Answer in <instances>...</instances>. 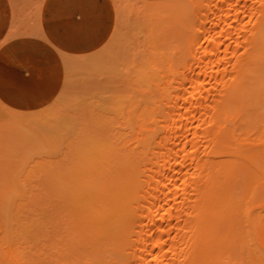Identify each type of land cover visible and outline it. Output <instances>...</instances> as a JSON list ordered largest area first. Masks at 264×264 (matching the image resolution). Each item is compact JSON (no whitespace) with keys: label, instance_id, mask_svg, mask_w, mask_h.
<instances>
[{"label":"bare ground","instance_id":"bare-ground-1","mask_svg":"<svg viewBox=\"0 0 264 264\" xmlns=\"http://www.w3.org/2000/svg\"><path fill=\"white\" fill-rule=\"evenodd\" d=\"M111 2L117 14L128 7L125 0ZM136 2L135 13L127 11L134 24L128 14L118 15L104 42L115 61L136 64L134 92L125 96L128 100L115 92L117 105L130 104V111L122 112L130 117L113 116L119 120L113 128L109 115L100 117L107 109H96L98 123L86 112L93 116L87 121L97 125L91 130L95 134L84 139L73 133L76 141H66L67 153L60 152L65 157L30 165L43 177L35 183L29 171L21 179L32 188L27 190L40 191L28 193L37 197L32 203H18L20 214L1 213L6 197L17 191L12 176L17 166L6 163L28 166L31 161L25 163L22 154L32 142L15 130L17 120L11 128L22 141L13 139L24 148L10 147L7 155L3 142L16 134L0 139V264H264V0ZM119 21L132 26L122 31L133 32L130 36L119 38L122 26L114 28ZM115 39L119 44L112 49ZM140 58L145 65L137 69ZM96 70L107 84L121 87L123 78L131 83L123 74ZM113 77L117 83L110 82ZM98 81L90 86L101 90L91 99L116 88L105 82L108 89H103ZM134 97L139 101L132 102ZM40 181L46 187L36 185ZM36 205L48 213L40 218L45 227L33 218ZM8 220L16 227L11 233Z\"/></svg>","mask_w":264,"mask_h":264},{"label":"rangeland","instance_id":"rangeland-1","mask_svg":"<svg viewBox=\"0 0 264 264\" xmlns=\"http://www.w3.org/2000/svg\"><path fill=\"white\" fill-rule=\"evenodd\" d=\"M42 1L43 0H40L39 1V3H38V9L40 10V7H41V5H42ZM118 1H120V0H118ZM127 1H129V0H127ZM126 0H125V5H127L128 7L127 8H125L126 9V11L125 10H123L124 8H122L121 6V14H120V12H119V14H117L116 13V9H115V6H114V4L112 5V7H113V11H114V14H115V16H114V26L116 25V27H117V21L119 20L118 19V17L120 16L121 18L122 17H125V16H127L126 14H128V16L127 17H129V24L131 25V24H134V22H135V20H133L132 18L134 17V16H130V15H134V14H132V13H135V12H132V11H135V5L136 6H138L137 4H139L138 2H136V0H131V1H134V2H136L135 4H132V5H134V6H132L131 5V1H129V2H127ZM138 1V0H137ZM143 1H145V0H143ZM110 2H111V0H110ZM127 3H129L130 5H131V7H129V5L127 4ZM133 3V2H132ZM111 4H112V2H111ZM119 5H121V2H120V4ZM122 5H123V3H122ZM124 5V6H125ZM140 7H141V5H139ZM133 7H135V8H133ZM140 7H137V8H140ZM129 9V10H128ZM137 11H138V9H136ZM125 11V12H124ZM127 11H129V12H132V13H128ZM122 12H124V14L125 15H123V16H121L123 13ZM130 14V15H129ZM119 15V16H118ZM135 18H138V17H136L135 16ZM115 19H116V21H115ZM121 20V19H120ZM125 20H127V18H125ZM139 20H141V19H139ZM143 20H144V18H143ZM127 22L128 21H126V23L125 24H127ZM144 22V21H143ZM119 23H120V25H119V28H116V27H114L115 29H120V26H122L123 25V23H124V21H122V23H121V21H119ZM139 22H137L136 24L137 25H139L138 24ZM124 24V25H125ZM129 24L128 25H125L124 27L122 26V30H117V32L118 33H121V35L119 36V38L120 37H122V38H125V37H128V36H130V33H133V32H130L129 33V31H131V30H129L130 28H132V26L130 27L129 26ZM144 26H145V24H143ZM141 26V25H140ZM130 27V28H129ZM146 27V26H145ZM144 27V28H145ZM123 28H125V31L126 30H129V31H127L126 33H128V35H126V33H122V31H124L123 30ZM127 28V29H126ZM133 28H135V27H133ZM137 28H139V26H137ZM144 28H142V29H144ZM139 30H141V29H139ZM124 31V32H125ZM138 32H140V31H138ZM145 32V31H144ZM118 33H117V35H118ZM136 33V32H135ZM115 34H116V31H115ZM143 33H141V35H142ZM117 35H114L115 36V38L117 39ZM122 35H124V36H122ZM141 35H139L138 36V38H137V41H140L141 43H142V39H141ZM146 36V35H145ZM132 37H133V35H132ZM137 37V36H136ZM143 37H144V35H143ZM145 38V37H144ZM116 39L114 40V41H116ZM129 39H131V37L129 38ZM136 39V38H135ZM135 39H131L132 41L133 40H135ZM113 40V39H112ZM121 40V39H120ZM120 40H118V41H120ZM114 41H111V42H114ZM136 41V42H137ZM117 42V41H116ZM141 43H138L139 45H141ZM114 44V45H113ZM119 44V42H117V43H112L110 46H112V49H114V46L115 45H118ZM104 45L105 44H103L99 49H97V50H95V51H93V52H90V53H87V54H81V55H76V56H73V57H67V56H61L60 57V64H61V66H62V69H61V73H62V76H61V84H60V88L58 89V92L55 94V96H54V98H52L51 100H49V101H46V102H38V103H36L35 105H38L39 104V106H37V107H35V108H16V107H14V106H12V105H10V104H8L7 102H4L3 100H1L0 99V126L1 125H3V124H5L6 125V127H5V125H3L4 126V128L3 129H1L2 127H0V139H7V138H5L4 136H6V135H3V134H7L8 136L10 135V134H12V135H14V134H16V133H14L13 132V128H11L12 126L13 127H17V129H15V130H19V131H17V132H19L20 134H22V135H24L26 138H28L31 142H32V144H30L31 142H29V144L31 145V147H30V145H29V148H24L23 146H21L20 145V143H16V141H18V140H14V139H16V137L15 136H19V137H17L19 140L21 139L20 137V135H18L19 133H17L16 135H14V137H12V136H10L13 140H11V138H8L7 139V141H10V143H7V141H4V140H0V142L2 141H4L3 143H4V145L1 143V145H3L4 147L2 148L3 149V151H4V149L6 148V153H7V155H10V154H12V152H10V154H8L9 152L8 151H10V147H15V148H24V149H26L25 151H24V153L22 154V156H25L24 157V160H25V163L27 162V163H29L30 161V163L28 164V166H26L25 165V167L23 168V164H24V162H22V161H14L15 163H13V162H11L10 160V158H9V156H6V158L11 162V163H6V164H9V165H7V166H10L11 164H12V166H17V167H13L14 168V174L16 175H12L14 178V182H15V184H14V186H15V188H16V192L14 191V192H11L7 197H6V199H5V201H4V203L6 204L3 208L1 207V209H3L2 211H1V213H3V214H5V212L6 211H10V213H9V215H12V213H16V208L19 206L18 205V203L20 202V201H23V202H25V203H29L30 202V199H35V198H37L35 195V198H30V197H28L29 196V194L28 193H30V191H37V192H39L40 191V189L37 187V186H35L34 184L35 183H37L42 177H40V178H38V175H40V173H38L37 172V170H35V172L34 171H31L32 169H34V167H36V166H38L37 164L38 163H40L39 162V160L40 161H43L42 159H49L48 157H50V159L49 160H53L54 162H55V160L56 161H58L57 159H59L60 157L62 158V157H65V155L64 154H62V153H60V152H63L64 150H67V149H64V145L67 143L68 144V142H71V143H74V142H72V141H76V136H81V137H86V138H84V139H87L89 136H92V135H94L95 134V132L94 133H92V131L93 130H95L94 129V127L95 126H97V125H92L93 123H91L90 124V122H94V123H98L99 121V118L97 119V117L100 115V114H98V110H96V109H99V111H101V109H100V107L102 108V110L104 109V110H106L107 109V111H101V112H99V113H101L102 115H100V117H102V116H104V117H106L107 115H109V117H107V118H110L111 119V122H113V124H112V127L114 128V125L115 126H117V125H119V124H116L120 119H123V117L125 116V114H123V113H126V111H128V109H129V111H130V108L128 107L129 105H128V101H124L125 103H124V105H123V103L122 104H120V103H118L119 105H121V106H119V105H117V101L119 100L118 99V97H115V96H117V94H119L120 96H122V98H124V99H126L125 98V96L126 97H128V96H130V92H134V90L132 89V86H131V84H134V82H132V79L135 77V75H132V71H134L135 69H133L132 70V68H134L133 66L134 65H136V64H133L132 65V67H129V66H126V67H128V68H126L124 65L126 64L127 65V63L125 62V64H121V63H118V61L116 60L115 61V56L114 55H112V56H110L109 54H111L110 52L111 51H109V52H106V50H104ZM107 48V47H106ZM111 49V50H112ZM114 51V50H113ZM109 53V54H108ZM109 56V57H105V56ZM141 59V58H140ZM141 61H143V62H141V63H143V64H141V63H139V62H137L138 64H140V65H142V66H140V68H138V66H136L137 67V69H141V68H144V66L143 65H145V63H144V60L143 59H141ZM121 62V61H120ZM137 64V65H138ZM96 69H100L101 71H108L109 70V72L111 71V72H116V74H118V76H120L121 75V78H123V76H125V77H129V78H127V80L129 79V80H131V83H130V85L128 86L127 84H124V83H126V82H128L129 83V81H125L126 80V78H123L124 79V81H119V85L121 86V87H124V86H127V87H124L123 89H121V87H119L117 84L116 85H114V86H116V88H114V89H112V91L111 92H107L106 90V92H104L105 94L104 95H107V93L108 94H110V95H113V94H115V92H117V94H115V95H113L114 97L112 98V96H110V95H108V96H102V94H100V95H96V97H94V98H89V97H92V96H94L97 92H99V91H97V90H101V89H98L97 88V90H96V88H92V87H94V86H90V85H92L93 83V81H97V80H99L98 82H101V84H99V85H102V88L103 89H105V88H107V87H109V89H111V86H113L112 84H107L109 81H107L106 82V80L104 81V77H98V74H94V73H96L97 72V70ZM126 70H128V71H126ZM142 70H144V69H142ZM96 71V72H95ZM101 71H98L99 73H101ZM144 71H136V73H143ZM103 73H105V75H106V72H103ZM102 73V74H103ZM113 73V74H114ZM127 73V74H126ZM120 74V75H119ZM122 74H123V76H122ZM135 74V73H134ZM96 75V76H95ZM109 75H111L110 73H109ZM100 76H103V75H100ZM107 76V75H106ZM117 76V77H118ZM109 77V76H108ZM107 77V79L109 80V78ZM114 77H116V76H114ZM114 77H113V79H114ZM121 78H119L118 80H120ZM136 78V77H135ZM112 79V78H111ZM117 80V81H118ZM122 80V79H121ZM116 80L114 79L113 81H110V82H114V83H117V82H115ZM87 82H89V83H87ZM105 82H106V85H108L107 87L104 85L105 84ZM124 82V83H123ZM121 83H123V86L121 85ZM88 84V85H87ZM95 85H98V83H95ZM140 84H138V86H139ZM89 86L91 87V88H89ZM131 86V87H130ZM137 86V85H136ZM97 87V86H96ZM99 88H101V86L99 87ZM126 88V89H125ZM108 89V88H107ZM122 90H126V91H128V92H125L123 95H121V93L122 92H124V91H122ZM132 90V91H131ZM104 91V90H103ZM114 92V93H113ZM121 92V93H120ZM112 93V94H111ZM118 95V96H119ZM109 97V98H108ZM91 99V100H89V99ZM129 98V97H128ZM86 99H88L89 101H87V103L86 102H83L84 100H86ZM124 99H122V100H124ZM134 99L135 100H138L139 101V99H136V97H134V98H132V102H134ZM93 100H95V101H97V102H90V101H93ZM126 100H128V99H126ZM101 102H103V104H99V103H101ZM119 102H122V101H119ZM42 103V104H41ZM82 103V104H81ZM84 103H86L87 105H88V103H91V104H89V105H91L92 106V104H94V103H96V105L94 104V106L93 107H97V108H94V109H90L89 107L87 108V106L85 107V108H87L86 110H84V111H81V109L83 108V109H85L84 107H82V105L84 104ZM135 103L138 105L139 104V102H137V101H135ZM86 104H84V105H86ZM107 104L110 106V107H107ZM135 104V105H136ZM80 105H81V107H80ZM98 105H100V106H98ZM112 105H114V107H115V109L113 108L112 109ZM135 105H133L132 107H134ZM90 106V107H91ZM122 106H123V108H122ZM131 107V109H134V108H132ZM81 108V109H80ZM79 109H80V111H79ZM78 110V111H77ZM93 110H95V111H93ZM111 110V112H108V111H110ZM115 110V111H114ZM125 110V111H124ZM92 112L91 114H93V116H91V115H87V113H90V112ZM117 111V112H116ZM119 111V112H118ZM81 112H84V113H81ZM87 112V113H86ZM97 114H96V113ZM106 112L108 113V114H106ZM123 112V113H122ZM132 112V111H131ZM137 112L139 113L140 111H136V112H134V114L135 115H137ZM95 113V114H94ZM103 113H105V114H103ZM120 113H121V115L123 114V117L120 115ZM115 114H119V115H115ZM128 114V113H127ZM134 115V116H135ZM81 116L83 117L82 119H79V118H81ZM84 116H87V119H85L86 121L84 122V118H86V117H84ZM113 116H115V117H120V118H116V119H119V120H117V122L115 121V119H113V118H115V117H113ZM91 117H93V118H95V119H93L94 121H92V119H90V122L89 121H87L89 118H91ZM128 117H130L129 115H126V117H124V119L125 118H128ZM103 118V117H102ZM101 119V118H100ZM104 119V118H103ZM19 121L20 122V124L19 125H17V126H15V124H14V122L15 121ZM108 120V119H107ZM80 121V122H79ZM115 121V122H114ZM87 122V123H86ZM103 122V121H102ZM82 123V124H81ZM8 124H12V125H10V126H8ZM85 124H86V126L88 125V127H86L85 126ZM99 124H101V122L99 123ZM98 124V125H99ZM81 125H84L83 127H80ZM102 125V124H101ZM103 125H105V122H104V124ZM102 125V126H103ZM8 126V127H7ZM91 126H93V127H91ZM107 126H109V125H105V127H107ZM111 126V125H110ZM109 126V127H110ZM101 127V126H100ZM104 127V126H103ZM80 128V129H79ZM89 129V131H86L85 129ZM108 128V127H107ZM7 129V130H6ZM13 129V130H12ZM93 129V130H92ZM111 129V128H110ZM2 130H3V132H2ZM11 130V131H10ZM14 130V131H15ZM92 130V131H91ZM6 131V132H5ZM81 133H80V132ZM90 131H91V133H90ZM10 132V133H9ZM12 132V133H11ZM88 132V133H87ZM100 131H98V133H99ZM73 133H75L76 134V136H74V134ZM79 133V134H78ZM98 133H96V134H98ZM84 134V136H82ZM2 135V136H1ZM26 135H28V136H26ZM8 136H6V137H8ZM70 136V137H69ZM73 136V138H71ZM25 137H22V139L24 138L25 139ZM34 139V140H33ZM40 140V141H36V140ZM66 139H68V140H66ZM65 140V141H64ZM20 141H22V140H20ZM25 141H28V140H25ZM34 141H36L35 143H34ZM66 141H68V142H66ZM85 141H87V140H85ZM90 140H88L87 142H89ZM11 142H15L14 143V145L15 146H13L12 145V143ZM5 144H7V146H5ZM10 144H11V146H10ZM20 145V146H19ZM40 145V146H39ZM26 146V145H25ZM28 146V145H27ZM33 146H36V147H34V148H36V149H33L32 147ZM48 146H51L52 148H50V147H48ZM68 146V145H67ZM41 147V148H40ZM7 148H9V150L7 149ZM31 149H33V150H31ZM39 149V150H38ZM63 149V150H62ZM16 150V149H15ZM22 150V149H21ZM38 150V151H37ZM52 150V151H51ZM31 151V152H30ZM34 151V152H33ZM17 153L18 152H20V151H16ZM26 152H28L27 154L28 155H26L25 153ZM17 153H15L17 156H19ZM40 153V154H39ZM56 153V154H55ZM57 153H60V155H58ZM63 153H67V151H65V152H63ZM54 155V156H53ZM55 155H58L59 157H56ZM11 156H13V155H11ZM52 157H54V158H56V159H54V158H52ZM22 158L23 157H21L20 158V160H22ZM44 159V160H45ZM12 160H14V159H12ZM18 160V159H17ZM23 160V161H24ZM60 160V159H59ZM45 161H47V160H45ZM35 162V163H34ZM48 162H50V161H48ZM21 163V164H20ZM45 163V162H44ZM13 164H15V165H13ZM31 164H33V168H30V169H28L29 167H32V166H30ZM36 164V165H35ZM43 164V163H42ZM19 165V166H18ZM20 166H21V168H23V169H21L20 168ZM15 168H19V169H16V171H15ZM26 168V169H25ZM37 168V167H36ZM30 171V174L31 175H33V176H31L30 178H32V177H35V178H33V181L35 182V183H33V182H30V186H32V184L31 183H33V185L36 187V188H34L33 190H27V189H32V188H28V186L27 185H29V184H27L26 185V183H22L23 182V178H25V176L27 175L26 174V172H29ZM15 172H17V173H15ZM32 172H34V173H32ZM43 173L44 172H42L41 174L43 175ZM24 176H23V175ZM29 174V173H28ZM37 174V175H36ZM20 175H21V177H20ZM36 175V176H35ZM45 178V177H44ZM16 179H18V180H16ZM21 179H23L22 181H21ZM36 179H38L37 181H35ZM30 180H32V179H30ZM43 180H45V179H43ZM26 182V181H25ZM41 182L42 181H40V183L39 184H36V185H38L39 187H43L44 185H41L40 186V184H41ZM20 183V184H19ZM23 184L24 185H26L25 187L23 186ZM34 186H32V187H34ZM44 187H46V186H44ZM19 188V189H18ZM21 189V190H20ZM44 189V188H43ZM48 189V188H47ZM36 192V193H37ZM20 193H22V195L23 196H25V197H23V196H21V194ZM28 194V195H27ZM31 194H33V193H30V195ZM40 195V194H39ZM39 195H37V196H39ZM20 197H23L24 198V200H22ZM14 198V199H13ZM29 198V199H28ZM28 201V202H27ZM33 202H34V200H33ZM30 203H32V202H30ZM17 205V206H16ZM21 205V204H20ZM24 206H25V204H23ZM27 205V204H26ZM31 205V204H30ZM28 207H30V206H28ZM35 207V206H34ZM37 207H39L38 205H36V208ZM12 208H14V209H12ZM20 208V207H19ZM22 208H26V209H28L27 208V206L26 207H22ZM42 208H44V206L43 207H39V209H38V211H37V213H35V212H33V213H35L34 215H33V218H35V217H38V219L36 218L35 220H37V221H39L40 223V225L41 226H44V225H42L41 224V222L43 221V219L42 220H40V218H42L43 217V215H45V214H47L48 215V213L47 212H44V211H42V210H40V209H42ZM6 209V210H5ZM45 209V208H44ZM13 210V211H12ZM18 210H20V209H18ZM17 210V211H18ZM29 210H31V209H29ZM33 210V209H32ZM4 211V212H3ZM12 211V212H11ZM33 211H35V210H33ZM20 212V211H19ZM45 213V214H44ZM16 214H20V213H16ZM31 214V213H30ZM30 214H28V215H30ZM3 216V215H2ZM5 216H7L8 218H10V219H13V217H9L8 216V214H6ZM5 216H3V217H5ZM32 216V215H31ZM31 216H29L28 218H32ZM16 217H17V215H16ZM23 217V216H22ZM21 217V218H22ZM6 218V217H5ZM43 218H46V216H44ZM46 221V220H45ZM9 222H11V220H8V221H6V223H8L9 224V226L7 227L8 228V230H9V227L11 226V228L12 229H10L9 230V232H7V233H11V231L13 230V229H15L16 227H13L12 225H10V223ZM6 223H4L3 224V228H4V225L6 224ZM12 223V222H11ZM14 223V222H13ZM12 223V224H13ZM44 223H47V222H44ZM46 226V225H45ZM44 226V227H45ZM2 228V229H3ZM42 228V227H41ZM1 229V230H2ZM43 230V228L41 229V231ZM1 232V231H0ZM42 233H45V232H42Z\"/></svg>","mask_w":264,"mask_h":264},{"label":"crops","instance_id":"crops-1","mask_svg":"<svg viewBox=\"0 0 264 264\" xmlns=\"http://www.w3.org/2000/svg\"><path fill=\"white\" fill-rule=\"evenodd\" d=\"M39 1L0 0V99L16 108L54 98L60 57L99 49L114 25L110 0Z\"/></svg>","mask_w":264,"mask_h":264}]
</instances>
